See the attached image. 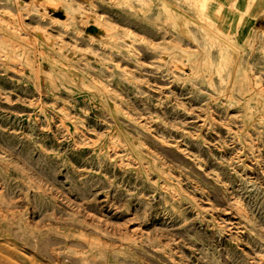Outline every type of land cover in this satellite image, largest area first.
<instances>
[{
  "label": "rangeland",
  "instance_id": "1",
  "mask_svg": "<svg viewBox=\"0 0 264 264\" xmlns=\"http://www.w3.org/2000/svg\"><path fill=\"white\" fill-rule=\"evenodd\" d=\"M0 209V264H264V0H0Z\"/></svg>",
  "mask_w": 264,
  "mask_h": 264
},
{
  "label": "bare ground",
  "instance_id": "2",
  "mask_svg": "<svg viewBox=\"0 0 264 264\" xmlns=\"http://www.w3.org/2000/svg\"><path fill=\"white\" fill-rule=\"evenodd\" d=\"M176 68V67H175ZM144 117V116H143ZM92 141V140H91ZM10 200V199H9ZM12 200V199H11ZM10 200V201H11ZM7 202V201H6ZM5 202V203H6ZM16 202V201H15ZM11 204V203H10ZM9 205V204H8ZM4 208V207H3ZM8 209V208H7ZM9 211V210H8ZM11 211V210H10ZM12 212V211H11ZM13 213V212H12ZM11 213V214H12ZM9 212H5V211H3V210H1L0 209V221H3V222H5V225H10V223H12V222H10V218L12 217V215H11ZM14 216V215H13ZM15 216H17V215H15ZM19 216V215H18ZM15 218V217H14ZM14 218H12V219H14ZM21 220V219H20ZM18 221H19V219H18ZM22 221V220H21ZM130 221V220H129ZM23 222V221H22ZM131 222V221H130ZM19 223V222H18ZM49 223V222H48ZM0 224H2L1 222H0ZM119 224V223H118ZM3 225V224H2ZM13 225V224H12ZM11 225V226H12ZM20 225V224H19ZM23 225H25V224H23ZM51 225V224H50ZM4 226V225H3ZM43 225H41V227H42ZM117 226V225H116ZM9 227V226H8ZM27 227H29V226H27ZM51 227V226H50ZM7 228V227H6ZM6 228H4V230L6 229ZM10 228V227H9ZM15 228V227H14ZM24 228H25V226H24ZM36 228V227H35ZM49 228V227H48ZM48 228H45V226L43 227V229H48ZM55 228V227H54ZM120 228H121V226H120ZM136 228V227H135ZM8 229V228H7ZM18 230H20V229H17V232H18ZM22 230V229H21ZM52 230H53V228H52ZM56 230V229H55ZM4 232V231H3ZM21 232V231H20ZM6 233V232H5ZM8 234H10L9 233V231L7 232ZM11 233H13V234H15V230L12 228V230H11ZM23 233V235H26V234H24V232H21V234ZM38 233V232H37ZM46 233V232H45ZM56 233H57V230H56ZM56 233H54V234H56ZM20 234V233H19ZM18 234V235H19ZM44 234V233H43ZM60 234V233H59ZM64 234V233H63ZM3 235H6V234H3ZM18 235H16V237L14 236V238H17V236ZM47 235V234H46ZM79 235V234H78ZM28 237L27 238H25V239H23L24 241L26 240L27 241V239L29 240L30 239V237L31 238H33V239H35L36 237H38V239H40L41 238V234L40 233H38V234H34V232H33V230L32 231H30V233L27 235ZM44 236V235H43ZM55 236V235H54ZM60 235H58L57 237H59ZM63 236V235H62ZM67 236V235H66ZM79 236H81V235H79ZM84 236V235H83ZM83 236H81L82 238H81V241L82 242H84V243H86L85 244V246H90V247H93V248H98V247H100V243H101V241H100V243L98 242L99 240H97V241H95L94 239H92L91 237V239H88V237L86 238L85 236V238H83ZM19 237H21L20 235H19ZM17 238V239H20V238ZM23 237V236H22ZM46 237V236H45ZM69 237V236H68ZM73 237H75V236H73ZM11 238V237H10ZM50 238V237H49ZM54 238V237H53ZM65 238V236H63V239ZM76 238H77V235H76ZM78 238H80V237H78ZM22 239V238H21ZM20 239V240H21ZM38 239H35L36 241L38 240ZM59 239V238H58ZM72 239V238H71ZM98 239V238H97ZM20 240H18L19 242H20ZM23 240H21V242L23 241ZM66 240H68V239H66ZM9 241V240H8ZM7 241V242H8ZM23 241V242H24ZM76 241V240H75ZM10 242V241H9ZM29 242H31V241H29ZM42 243L41 242V240H39L38 241V243ZM66 242V241H65ZM73 242V241H72ZM2 244L4 243V242H1ZM27 243V242H26ZM32 243H34L33 242V240H32ZM31 243V244H32ZM36 243V242H35ZM39 243V244H40ZM46 243V242H45ZM51 243V242H50ZM79 242H77V244H78ZM6 244V243H5ZM61 244H64V243H61ZM102 244V243H101ZM25 245V244H24ZM43 245L44 244H42V248H43ZM55 245V244H54ZM66 245V244H65ZM21 246V245H20ZM27 246V245H26ZM34 246H35V244H34ZM50 246V245H49ZM52 246V245H51ZM57 246V245H56ZM58 246H60V243H59V245ZM57 246V247H58ZM63 246V245H62ZM18 247V246H17ZM28 247V246H27ZM30 247V246H29ZM44 247H45V245H44ZM54 247V246H53ZM7 248V247H6ZM33 248V246H31V249ZM38 248H41V246L39 247L38 246ZM37 248V249H38ZM47 248H48V246H47ZM20 249V248H19ZM22 249V248H21ZM28 249V248H27ZM36 249V248H35ZM36 249V250H37ZM46 249V248H45ZM58 249V248H57ZM32 250H34V249H32ZM39 250V249H38ZM43 250V249H42ZM59 250V249H58ZM62 250H64V249H62ZM50 251V250H49ZM51 251L52 252H54L55 251V247L54 248H51ZM57 251V250H56ZM45 252H46V250H45ZM58 252H61V251H58ZM71 252V251H70ZM69 252V253H70ZM111 252H112V250H111ZM3 253V252H2ZM42 253H44L43 251H42ZM57 253V252H56ZM113 253V252H112ZM5 254V253H4ZM11 254V253H10ZM9 254V255H10ZM45 254V253H44ZM47 254V253H46ZM51 254V253H50ZM68 254V253H67ZM5 256V255H4ZM49 256V255H48ZM74 256V255H73ZM87 255H85V257H86ZM0 257H2V256H0ZM84 257V252H83V255L82 254H80V253H78L77 255H76V258L78 259V260H80V263H81V261H83V259H87V257L85 258ZM4 258V257H3ZM3 258H1V259H3ZM9 259V257L7 256V257H5V259ZM55 258V257H54ZM58 258V257H57ZM7 259V260H8ZM16 259V258H15ZM6 260V261H7ZM18 260V259H17ZM15 261V260H11V258H10V260L8 261L9 262V264H25L23 261ZM31 261V260H30ZM34 261V260H33ZM75 261V260H74ZM77 261V260H76ZM85 261V260H84ZM105 261V260H104ZM86 262V261H85ZM101 262H102V260H101ZM106 262V261H105ZM2 263V262H1ZM82 263H84V262H82ZM263 263V262H262ZM45 264V263H44ZM86 264V263H85Z\"/></svg>",
  "mask_w": 264,
  "mask_h": 264
}]
</instances>
